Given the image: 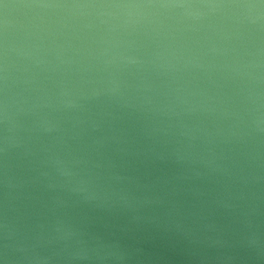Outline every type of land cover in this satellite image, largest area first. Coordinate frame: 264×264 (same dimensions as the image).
Returning <instances> with one entry per match:
<instances>
[{
	"label": "water",
	"instance_id": "1",
	"mask_svg": "<svg viewBox=\"0 0 264 264\" xmlns=\"http://www.w3.org/2000/svg\"><path fill=\"white\" fill-rule=\"evenodd\" d=\"M0 264H264V0H0Z\"/></svg>",
	"mask_w": 264,
	"mask_h": 264
}]
</instances>
